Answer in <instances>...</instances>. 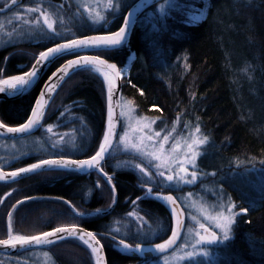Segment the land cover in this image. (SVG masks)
<instances>
[{
  "label": "trees",
  "instance_id": "1",
  "mask_svg": "<svg viewBox=\"0 0 264 264\" xmlns=\"http://www.w3.org/2000/svg\"><path fill=\"white\" fill-rule=\"evenodd\" d=\"M164 2L145 12L126 46L110 53L109 62L120 68L134 54L129 77L122 82L121 98L129 101L138 114L155 120L156 127L178 121L180 128H200V136L207 137L198 161L200 168L213 174L209 182L229 194L238 211L248 208L236 219L227 253L225 247L222 249L224 264H264V189L261 187L258 193L246 190L233 177L245 170H264V0H181L161 23L158 9ZM201 7L205 9L204 18L189 21L192 12ZM53 44L50 41L43 49ZM32 50L37 53L40 48ZM34 58L23 53L21 70H16L20 62L9 59L5 75L23 74ZM64 59L56 61L51 69ZM39 87L1 102L0 121L24 122ZM64 95L67 103L78 102L83 107L80 117L89 123L93 137L88 143L95 142L97 148L104 131L102 80L94 73L74 72L56 97ZM93 150L88 147L80 158L89 157ZM110 164L111 157L106 160V165ZM114 173L115 208L125 213L142 194L139 181L129 170ZM63 191L59 188L53 192L62 195ZM111 201L110 194L104 207ZM134 207L151 219L160 218L170 229V215L161 202L143 198ZM95 224L91 223L89 229L95 231ZM106 261L127 264L132 260L109 250ZM85 264H93L92 256H85Z\"/></svg>",
  "mask_w": 264,
  "mask_h": 264
},
{
  "label": "snow or ice",
  "instance_id": "2",
  "mask_svg": "<svg viewBox=\"0 0 264 264\" xmlns=\"http://www.w3.org/2000/svg\"><path fill=\"white\" fill-rule=\"evenodd\" d=\"M180 2L181 0H165L158 9L161 23L173 13ZM17 4L18 0H11V4H6L5 7L11 10V7ZM88 7L90 8L91 5ZM123 7V0H107L105 14L101 15L97 12L95 15L90 16V23L92 25L103 26L111 24L117 19H121L122 23L115 31L109 30L106 34L83 35L82 38H68L62 35L56 27V20L51 18L52 14L41 6L28 7L22 9L23 14H16V22L18 24L29 25L35 34L46 36L55 46L47 47L45 51H40L38 57L35 58V62L31 65L30 71H24L21 75H11L5 79H0V93L7 92L9 95L23 94L28 86L36 80L44 67L66 56H74L75 59H68L65 64L52 73V77L44 84V88L41 89L38 97L35 98L31 114L27 117L25 123L20 124L18 127H8L4 123H0V130H4L9 134H24L31 132L35 128L42 127L41 121L44 119L45 113L49 108L48 100L58 87L56 81H63L70 72L74 73L77 71L90 72L102 77L107 98V128L103 132V139L99 142L98 149L88 159H65L62 154H60V158L58 159H39L38 162L31 163L27 167H20L17 171L10 173L0 171V180H6L8 177L15 179L21 174L39 173L40 171L56 169L96 171L103 176L106 183L110 186L114 203L116 185L112 182L113 177L104 171V164L106 163V155L109 154L112 148L113 138L119 136V142L124 144L126 148L133 150L137 157L149 160L148 166L142 167L141 163L143 161L135 164V168L144 177L140 181L141 185L156 183L157 177L160 178L157 187H163L166 184L169 189H173L181 184L196 183L198 180L197 160L202 154L197 149L206 143L207 137L203 139H192L189 137L191 142L185 141L184 144L186 151L183 149L178 151L180 143L176 141L170 145L171 151L166 153L165 145L170 140L175 141L176 138L165 129L153 131L152 125L155 124V120L142 118L143 123L137 121V127L133 129L137 133V136H134L131 141L129 140V133L127 131V128L131 127V124L126 125L122 135L116 130L120 116L114 113V98L119 91L118 81L123 78L124 70L118 67L116 63H110L108 59L103 58V55L124 47L128 43L130 32L140 22L139 19H133V17L137 16L138 5L128 10L126 14H122ZM84 11L86 10L82 9L81 14ZM0 12H4L3 7H0ZM187 19L189 21H198L199 16L193 15ZM153 28L156 29V26L153 25ZM61 39L64 42H58ZM89 49H94L96 54H81V52ZM121 115L124 114L121 113ZM128 118L131 119L130 116ZM47 131L52 132V127L49 126ZM195 131L199 133L200 128L197 126ZM162 132H165V134L162 135ZM52 147L56 148L57 144L53 143ZM152 194L153 188L148 187L145 197ZM9 195L11 194L9 193ZM189 195L191 196L192 194L189 193ZM143 198L137 197L136 200L132 201L133 205ZM31 199L33 198L26 197L25 201H17V204H23L26 200ZM154 199L161 200L168 206L169 214L174 221V226L170 229L171 235L167 239H163V242L154 244L155 252L162 258V264H171L169 260L170 254L176 256L178 260L188 261L190 264L194 258H196L195 264H218L211 246H225L226 254L227 243L232 240L231 234L237 217L248 212V208H241L237 212L235 211L236 205L230 199L227 203H224L218 198L217 203L209 205L212 211H207L203 204L200 206L201 215L199 217L195 215L191 216L193 224L187 228L185 233L184 209L181 207L182 201H179V198L172 195L160 194H156ZM65 203L69 202L65 201ZM15 207L14 205L13 208L15 209ZM100 211V209H97L98 213ZM72 212L74 213L72 216L73 220L86 215L84 212L77 211L75 207H72ZM128 215L134 216L136 213L129 212ZM138 218L143 220L142 217ZM182 235L184 238L178 244ZM65 237H74L80 240L91 250L96 264H105V258L102 255L104 246L101 244V240L97 237V234L85 231L77 223L59 226L38 235L13 234V217L12 213H8L7 238L0 239V246L16 249L18 246L23 248L33 244L47 245L53 244L55 240L64 239ZM112 239L115 241L114 235ZM119 244L126 250H133L131 245L126 243L124 239H120ZM177 249H179V253H177ZM188 249L191 250L189 251ZM141 250V245L137 244L134 251L139 252ZM149 250L151 251L152 249Z\"/></svg>",
  "mask_w": 264,
  "mask_h": 264
},
{
  "label": "flooded vegetation",
  "instance_id": "3",
  "mask_svg": "<svg viewBox=\"0 0 264 264\" xmlns=\"http://www.w3.org/2000/svg\"><path fill=\"white\" fill-rule=\"evenodd\" d=\"M68 1L69 0H20L11 10L5 11L6 7H4V12L2 13L13 12L18 7L24 5L27 7H44V5L52 7L53 5H57L62 6L64 11L66 6L67 10L65 12L63 11V18L64 20L66 19L65 23L68 25L71 7L69 3H67ZM134 1L135 0H123L124 7L122 8V14H126ZM44 2L46 4H44ZM10 4L11 1L8 5ZM121 23L122 20L117 19L102 30L97 31L96 29L90 32L91 34H97L107 33L109 30L115 31ZM49 42L50 40L47 41V43H41L40 45L42 46H39L40 51L43 50V46ZM23 46L26 48L23 49L20 45H11L0 49V52L3 50L4 52L6 51L3 56H0V70H2L0 71V79L11 76L5 75L7 72L4 69L9 59H15L20 62L16 63V70H21V55L23 53H26L28 57L30 55L31 57L37 55V53L32 50L38 47L35 43H24ZM92 54H96V52H90L86 55ZM72 57L73 56H69L52 69L50 66L39 85L41 86L43 81L64 61ZM110 57L112 58L110 53L103 55L105 59H109ZM28 69L26 71H28ZM57 93L49 104V108L41 122L42 127H38L33 134L24 137L16 139L0 138V169L2 171H17L20 167H27L31 163L38 162L39 159L60 158V154H62L64 158L80 159V154L85 153L87 149H85L86 145L83 133L85 131L83 130L85 121L80 117V112L83 114V107L79 105L78 102H74L76 103L75 105L73 103L72 105H67L70 103L66 102L65 95L63 97H56ZM0 123L4 122L0 121ZM86 123L88 122L86 121ZM4 124L8 127H17L20 125ZM49 126L52 127V132L47 131ZM64 134L76 136L75 154L67 153L70 146L66 147L67 145L65 144L68 142L65 141L66 138ZM53 143L57 144L56 148L52 147ZM62 145L65 146L62 148ZM95 146V142H92L89 146V149H94L92 155L95 153ZM109 157H111V154ZM104 171L113 177L112 182L116 184L115 169L112 167V161L109 166H107L106 163L104 164ZM71 183L72 185L69 188ZM59 188L61 191L64 190L62 195L53 192L57 191ZM9 193L11 195H9ZM110 194V186L106 183L103 176L96 171L78 172L57 169L29 175L14 182H0V201H2V203H0V239L7 238L8 213H12L13 234L38 235L42 232L51 231L59 226L77 223L86 231H91L93 233H95L96 230L99 231V233L96 232V234L101 240V244L104 246L103 251L105 256L106 252L110 250L134 262L139 260L146 261L145 258H134L129 256L128 251L131 250H126L119 244V240L124 239L126 243L131 245L132 249H135L134 247H136L137 243L134 242L130 229L131 227L126 226V236H120L115 233L117 227L120 228L122 233L125 232L122 222L128 218V213L133 211V203L131 202L129 204L130 206H127L126 212L123 211L125 213L115 208L116 201L111 208L113 198L111 203L107 207H104ZM26 197H32L33 199L26 200L23 204H17V201H25ZM65 201L69 203H65ZM14 205L16 206L15 209L13 208ZM72 207H75L79 212L86 213V215L82 218L78 217L73 220L72 216L74 213L72 212ZM97 209L101 211L98 213ZM91 223L96 225L95 231L94 229H89L88 226ZM102 226L106 227V231L102 230ZM113 235L116 238L115 241L112 239ZM37 255L41 257L44 256V259L46 258V264H85V256H91V252L80 240L74 237H68L42 248L24 250L11 255L0 254V264H42L37 261L33 262V257Z\"/></svg>",
  "mask_w": 264,
  "mask_h": 264
},
{
  "label": "rangeland",
  "instance_id": "4",
  "mask_svg": "<svg viewBox=\"0 0 264 264\" xmlns=\"http://www.w3.org/2000/svg\"><path fill=\"white\" fill-rule=\"evenodd\" d=\"M10 1L11 0H0V7L4 8L5 5L8 4ZM67 3H69L71 7L75 6L74 8L70 7L68 25H66L65 23L66 19L64 20L63 18L64 8L62 6L53 5L51 7L49 5L47 6L44 5L43 7L46 11L52 14L51 18L56 20L57 29L65 37L76 38L82 32L85 31L90 32L93 31V29L95 30L97 29V31H99L107 27L108 24L103 26L92 25L89 19L90 16L95 15L97 12H99L101 15L105 14V9L107 8V0H69ZM44 4L46 3L44 2ZM89 5H91L90 8L88 7ZM25 8L28 7L25 5L20 6L13 12L5 13V14L0 12V49L11 45H20L23 47L24 43L25 44L35 43L37 46H42L40 45L41 43H47V41H49V39L46 36L35 34L33 29L29 25H21L16 22V14L17 13L23 14L22 9ZM82 9L86 10L83 12V14H81ZM66 10L67 9L65 6V11ZM34 15H38V14H34ZM193 15H198L199 16L198 21H200L205 16V9L201 7L200 9L192 12L190 16ZM109 19H111V17H109ZM192 22H196V21H192ZM30 57L31 55L29 56V58ZM128 60L133 61V56H130ZM127 64L128 62L122 68L124 70V74H123V78L121 79V83L124 82V79L129 77L130 68L128 67V69L125 70ZM73 104L75 105L76 103ZM67 105H72V104H67ZM121 113H123L124 115H121ZM80 114L82 113L80 112ZM129 116L131 117V119L128 118ZM81 118L82 120L85 121V126H83L84 127L83 130L85 131L83 133L85 137V145H86L85 149H86L90 146L91 143L89 144L88 142L90 141V139L92 140L93 137H92L90 125L86 123L87 120H85L84 117ZM142 118H145L146 120H153L148 118L147 116L138 114L129 101H127L125 98H121L120 129H119L120 135H122L123 132L125 131L126 125L131 124V127L127 128V131L129 133V140L131 141L134 136H137V133L133 131V129L137 127L136 122L141 121V123H143ZM152 129L153 131H161L162 129H165L167 132L171 133V135L176 138L175 141L170 140L169 143L165 145L166 153L171 151L170 145L174 144L176 141H179L180 143V149H178V151H180L181 149L186 151L184 144L185 141L191 142V140H189V137H191L192 139H203L200 136V134L197 133L195 129L192 130L190 126H185V127L183 126L182 128H180L178 121L173 122L169 126H163L161 128L156 127V121H155V124L152 125ZM173 129H175V131H173ZM163 134H165V132H162V135ZM65 138H66L65 141L68 142L67 144H65L67 145L66 147L70 146V149H68L67 153L75 154L74 148L76 146V142H75L76 136L72 134H68V135L66 134ZM65 145H62V148ZM204 145L205 143L197 149L202 154H203ZM200 157L197 160L198 180L196 181V183L181 184L177 187H174L173 189H169L166 184L163 187H157V183L160 180L159 177L156 178V183H147L144 185L140 184V181L144 179V177L139 172V170L135 168V164L141 163V161H143L141 163V166L142 167L148 166L149 160L147 158L137 157L133 150L126 148L124 144L119 142V136L117 137L116 143L111 153L112 167L115 170H122V169L129 170L134 172V174L136 175V178L139 181L138 184L142 192L140 197L154 199L156 194L165 195L167 193H171L176 198H179V201H182L181 207L184 209V212L186 214V222L184 229L185 233L187 228L192 226L193 224V221L191 220V216L195 215L199 217L201 215L200 206L202 204L207 211H212L209 205L217 203L218 198L221 202L224 203H227L229 199L231 200L232 203H234L232 197L229 194L225 193V191H223V189L219 185L213 182H209V177L213 176V174H211V172L204 171L202 168H200L198 163ZM233 177L236 178V180L238 179V181L241 182L243 186L246 187V190L248 189L251 190L252 192L254 191L258 193V191H261L260 190L261 187H263L264 189V170L262 172L258 170H249V171L245 170L244 172L238 174L237 176L235 175ZM219 180L222 179H218V181ZM148 187L153 188V194L151 196L145 197V192L147 191ZM189 193H191L192 195L190 196ZM156 201L161 202V200H156ZM235 211L239 212L237 208L235 209ZM132 212L136 213V215L128 216V218L124 222H122L124 224L125 232L122 233V231H120V228L117 227V230H115L116 234L120 236H126L127 235L126 226L131 227L130 229L134 238V242L140 244L141 247H152L154 245H148V244L150 243L155 244V242L156 243L163 242V239H167L168 236L171 235L170 229L171 227H173V220L171 216H170L171 227H169L170 229H167V226L162 221H160V218L156 216H153L151 219L147 215H143L139 211H136L135 207ZM138 217H142L143 220L139 219ZM231 235L233 239V232ZM183 238L184 237L182 236L180 243L182 242ZM228 244L229 242L227 243V245ZM211 247L213 248V255L217 258L218 264H224L225 257L223 255L222 249L225 246L215 245ZM188 250L190 251L191 249ZM177 253H179V249H177ZM45 259L44 256L41 257L37 255L33 257V262L37 261L38 263L46 264ZM169 260L171 261V264H190V262L188 261L178 260L176 256L171 254L169 255ZM195 260L196 258L193 259L191 264H195ZM127 264H162V258H158L156 260H150V261H142V260H139L137 262L131 261Z\"/></svg>",
  "mask_w": 264,
  "mask_h": 264
},
{
  "label": "water",
  "instance_id": "5",
  "mask_svg": "<svg viewBox=\"0 0 264 264\" xmlns=\"http://www.w3.org/2000/svg\"><path fill=\"white\" fill-rule=\"evenodd\" d=\"M19 1H20V0H18V3H19ZM162 1H164V0H136V1H135V2L129 7L128 10H130V9L133 8L134 6H137V5H138L137 16H136V17H133V19H138V18H139L144 12H145V10H147L148 8H150V7H152L153 5H155V4L159 3V2H162ZM12 7H14V6H12ZM12 7H11V8H12ZM8 10H9V9L6 7V8H5V11H8ZM128 10H127V11H128ZM126 13H127V12H126ZM132 31H133V30H132ZM132 31H131L130 34H129V38H130V36H131V34H132ZM98 34H106V33H98ZM89 35H95V34H89ZM77 38H82V36H81V37H77ZM128 41H129V39H128ZM63 42H64V41H63ZM54 46H55V45H52V46H50V47H54ZM45 50H46V49H45ZM45 50H43V51H45ZM90 52H95V50H94V49H89V50H87V51L81 52V54H82V55H86L87 53H90ZM36 57H38V55H37ZM66 57H69V56H66ZM66 57H64V58H66ZM70 59H75V57L73 56V57L70 58ZM129 61H130V60H129ZM34 62H35V60L33 61V63H34ZM66 62H67V60L64 61L59 67H61V66H62L63 64H65ZM130 62H131V61H130ZM33 63H32V64H33ZM110 63H112V62H110ZM32 64H31V65H32ZM53 64H54V63H53ZM53 64H49V65H47L46 67H44V68L42 69V71L39 73V75H38V77L36 78V80H34L33 83H32L31 85L28 86L27 90L24 91L23 94H12V95H9L7 92H5V93H0V102H1V101L15 100V99L20 98V97H22V96H24V95L30 93L31 91H33V90H34V89L40 84V82L42 81V79H43L45 73L48 71L49 67H50L51 65H53ZM59 67H57V68H59ZM57 68H56L53 72H55V71L57 70ZM30 70H31V66H30V68H29L28 71H30ZM53 72H52V73H53ZM52 73H51V74H50V75H49V76L43 81V83L41 84V86H40V88H39V90H38V93H37V95H36L35 98L38 97L39 92L41 91V89L44 88V84H45L46 82L49 81V78H50V77H52ZM72 74H73V73L70 72L69 75L66 76V77L64 78L63 81H56L58 87L55 89L54 93L51 94V96H50V98H49V100H48V104L51 103L53 97L55 96V94L57 93V91L59 90V88L61 87V85H62V84L65 82V80H67V78H68L70 75H72ZM100 78H101V80H102V77H100ZM53 79H55V78H53ZM118 85H119V91H118V93H117V96L114 98V104H115L114 113H115L116 115L120 116L121 86H122V84H121V80L118 81ZM104 92H105V95H104V131H105L106 128H107V98H106V90H105V86H104ZM33 106H34V103H33L32 107H33ZM30 114H31V111H30V113H29V116H30ZM26 120H27V119H26ZM26 120L24 121V123L26 122ZM41 122H42V121H41ZM17 127H18V126H17ZM119 128H120V120L117 122V125H116V130H117L118 133H119ZM36 130H37V128L33 129V130H32L31 132H29V133H24V134H9V133H7V132L4 131V130H0V138H2V139H16V138H20V137H24V136H27V135L33 134ZM104 131H103V132H104ZM117 137H118V136H117ZM117 137L113 138L112 148L110 149V152H111V150L113 149V147H114V145H115V143H116ZM102 139H103V137H102ZM110 152H109V154H110ZM109 154L106 155V159H107V157L109 156ZM88 158H89V157H88ZM88 158H82V159H88ZM55 159H58V158H55ZM65 159H67V158H65ZM56 170H57V169H56ZM58 170H59V169H58ZM0 171H2V170L0 169ZM48 171H52V170H48ZM73 171H75V170H73ZM85 171H87V170H85ZM3 172H4V173H10V172H6V171H3ZM40 172H44V171H40ZM40 172H39V173H40ZM78 172H84V171H78ZM33 174H37V173L21 174L20 176L16 177L15 179H13V178H11V177H8L6 180H0V182H3V183L14 182V181H17V180H19V179H21V178H23V177H27V176H29V175H33ZM166 195H172V194H166ZM172 196H173V195H172ZM173 197H174V196H173ZM115 201H116V196H115ZM114 204H115V202L112 203L111 208L113 207ZM162 204L167 208V210H168V212H169V208H168V206L165 205V203H164L163 201H162ZM183 219H184V223H185V222H186L185 212H184V217H183ZM173 226H174V221H173ZM85 231H86V230H85ZM182 236H183V235H182ZM65 238H68V237H65ZM65 238H64V239H65ZM69 238H72V237H69ZM181 238H182V237H181ZM61 240H63V239H57V240L54 241V243H55V242H58V241H61ZM180 241H181V240H180ZM180 241H178V244H179ZM47 245H50V244H47ZM47 245H35V244H33V245L25 246V247H23V248H21V247L18 246L16 249L5 248V247H3V246H0V254L11 255V254H14V253H17V252H20V251H24V250L42 248V247L47 246ZM141 249H142V250L139 251V252L134 251V249L131 250V251H128V255L131 256V257H134V258H145V259L158 258V257H160L159 254L155 252V250H154V246H152V247H143V248L141 247ZM149 249H152V250L150 251ZM89 250H90V249H89ZM90 252H91V250H90ZM91 255H92L93 263L96 264V262H95V257L93 256L92 253H91ZM102 255H103L104 258H105V264H106V257H105V253H104V251L102 252Z\"/></svg>",
  "mask_w": 264,
  "mask_h": 264
},
{
  "label": "bare ground",
  "instance_id": "6",
  "mask_svg": "<svg viewBox=\"0 0 264 264\" xmlns=\"http://www.w3.org/2000/svg\"><path fill=\"white\" fill-rule=\"evenodd\" d=\"M128 67L130 68V63L127 64V67H125V70H127Z\"/></svg>",
  "mask_w": 264,
  "mask_h": 264
}]
</instances>
